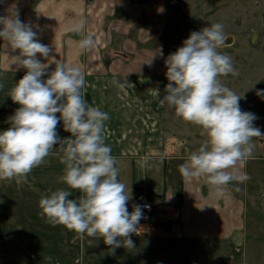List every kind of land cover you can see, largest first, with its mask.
I'll use <instances>...</instances> for the list:
<instances>
[{
  "label": "crops",
  "instance_id": "1",
  "mask_svg": "<svg viewBox=\"0 0 264 264\" xmlns=\"http://www.w3.org/2000/svg\"><path fill=\"white\" fill-rule=\"evenodd\" d=\"M74 1V12L66 7L42 12L39 24L35 12H25L39 41L52 49L48 59L37 57L45 64L54 58L80 68L85 99L109 114L105 143L117 159L119 181L131 191L129 213L142 191L166 201L144 213L139 234H131L133 248L111 251L99 235L52 226L40 217L39 200L50 190L66 188L55 145L26 180L0 179V264H264V157L252 155L240 169L251 178L233 181L219 194L205 177L185 180L179 172L204 139L181 138L159 103L162 91L160 97L153 95L168 54L161 43L165 0ZM23 15L19 12L21 21ZM81 19L84 30H68ZM87 35L95 47L81 51L78 41ZM17 55L19 50L0 38V132L10 127L8 118L19 107L8 96L26 74L13 64ZM54 68L51 64L46 71ZM57 133L61 139L71 136L62 121ZM70 191L69 199L80 195Z\"/></svg>",
  "mask_w": 264,
  "mask_h": 264
},
{
  "label": "clouds",
  "instance_id": "2",
  "mask_svg": "<svg viewBox=\"0 0 264 264\" xmlns=\"http://www.w3.org/2000/svg\"><path fill=\"white\" fill-rule=\"evenodd\" d=\"M85 26L86 21L81 19L68 30L79 33ZM0 38L19 50L13 64L26 69L8 95L19 107L8 118L10 127L0 132V179H15L16 183L26 180L59 145L56 154L64 165L59 179L66 188L41 196L40 217L52 226L62 225L82 236L99 235L111 251L121 246L135 247L131 234H139L143 209L150 210V205L135 204L129 213L131 191L119 181L117 159L105 143V122L110 117L85 99L84 73L54 58L48 64L42 63L37 54L48 59L52 49L39 41L31 23L21 21L18 10L0 16ZM226 39L220 23L191 32L165 60L169 83L167 94L159 99L161 106L167 104L185 122L198 126L206 137L179 166L181 176L185 180L205 177L218 194L233 181L243 183L251 178L240 169L252 157L253 138L264 136L254 125L258 117L242 111V97L219 79L235 75L231 57L218 51ZM93 47L91 35L78 41L81 51ZM51 64L55 68L48 73ZM45 75L46 80L42 79ZM153 95L160 97L159 90ZM257 95L264 96V90H258ZM60 121L70 137H59ZM69 189L80 195L69 199Z\"/></svg>",
  "mask_w": 264,
  "mask_h": 264
},
{
  "label": "rangeland",
  "instance_id": "3",
  "mask_svg": "<svg viewBox=\"0 0 264 264\" xmlns=\"http://www.w3.org/2000/svg\"><path fill=\"white\" fill-rule=\"evenodd\" d=\"M74 0H0V12L4 16L18 10L35 12V24L43 23L42 12H59L66 7L74 12ZM166 27L161 43L168 49L179 44L184 36L204 27L220 23L226 36L225 45L219 52L231 57L235 75L220 76L221 83L241 96L242 111L254 113L258 119L254 125L264 133V96H258V90H264V0H165ZM73 20L74 18L71 17ZM164 72L157 81L156 89L166 95L165 87L169 83ZM166 120L173 131L178 130L181 138L187 139L201 135V129L175 114L167 104ZM202 142V141H200ZM258 142V143H256ZM252 155L264 157V136L253 138Z\"/></svg>",
  "mask_w": 264,
  "mask_h": 264
},
{
  "label": "built area",
  "instance_id": "4",
  "mask_svg": "<svg viewBox=\"0 0 264 264\" xmlns=\"http://www.w3.org/2000/svg\"><path fill=\"white\" fill-rule=\"evenodd\" d=\"M165 201L166 200H162L158 197H155L148 192L142 191V192H140L135 204L150 205V210L147 208L143 209L144 213H150V212H153L156 209L162 207Z\"/></svg>",
  "mask_w": 264,
  "mask_h": 264
},
{
  "label": "water",
  "instance_id": "5",
  "mask_svg": "<svg viewBox=\"0 0 264 264\" xmlns=\"http://www.w3.org/2000/svg\"><path fill=\"white\" fill-rule=\"evenodd\" d=\"M187 38H188V36H184L179 44H176V45H174V46L171 48V52L173 53V52H175L179 47H181V46H182V42H183L184 40H186Z\"/></svg>",
  "mask_w": 264,
  "mask_h": 264
}]
</instances>
